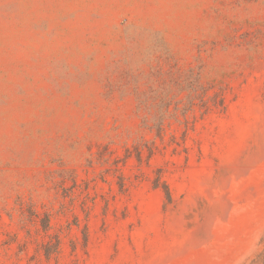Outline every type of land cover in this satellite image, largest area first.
Segmentation results:
<instances>
[{
  "label": "rangeland",
  "instance_id": "rangeland-1",
  "mask_svg": "<svg viewBox=\"0 0 264 264\" xmlns=\"http://www.w3.org/2000/svg\"><path fill=\"white\" fill-rule=\"evenodd\" d=\"M263 254L264 0H0V264Z\"/></svg>",
  "mask_w": 264,
  "mask_h": 264
},
{
  "label": "trees",
  "instance_id": "trees-1",
  "mask_svg": "<svg viewBox=\"0 0 264 264\" xmlns=\"http://www.w3.org/2000/svg\"><path fill=\"white\" fill-rule=\"evenodd\" d=\"M167 195L170 196V193H169L168 190H167ZM261 264H264V254H263V258H262V262H261Z\"/></svg>",
  "mask_w": 264,
  "mask_h": 264
}]
</instances>
